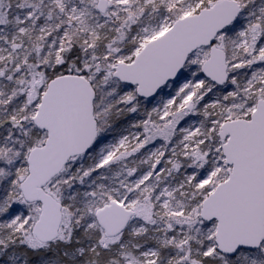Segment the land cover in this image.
I'll return each mask as SVG.
<instances>
[{
  "label": "snow or ice",
  "instance_id": "6c2138e0",
  "mask_svg": "<svg viewBox=\"0 0 264 264\" xmlns=\"http://www.w3.org/2000/svg\"><path fill=\"white\" fill-rule=\"evenodd\" d=\"M0 264H264V0H0Z\"/></svg>",
  "mask_w": 264,
  "mask_h": 264
}]
</instances>
